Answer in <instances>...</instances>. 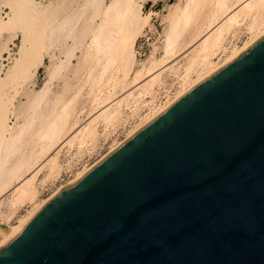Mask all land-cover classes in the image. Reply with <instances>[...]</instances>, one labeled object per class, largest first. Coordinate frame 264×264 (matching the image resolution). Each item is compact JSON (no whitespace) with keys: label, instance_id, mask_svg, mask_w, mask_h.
<instances>
[{"label":"water","instance_id":"water-1","mask_svg":"<svg viewBox=\"0 0 264 264\" xmlns=\"http://www.w3.org/2000/svg\"><path fill=\"white\" fill-rule=\"evenodd\" d=\"M0 264H264V35L51 199Z\"/></svg>","mask_w":264,"mask_h":264},{"label":"bare ground","instance_id":"bare-ground-1","mask_svg":"<svg viewBox=\"0 0 264 264\" xmlns=\"http://www.w3.org/2000/svg\"><path fill=\"white\" fill-rule=\"evenodd\" d=\"M142 8L138 0H0V247L80 175L264 35V0L180 1L165 16L163 54L159 58L153 45L140 62L137 43L159 14ZM244 28L248 38L229 46ZM19 36L13 57L10 47ZM41 68L46 79L37 88ZM111 76L114 93H106L102 86ZM165 78L178 86L157 100ZM129 118L122 140L41 198V187L66 168V154H92L101 137H110L109 127Z\"/></svg>","mask_w":264,"mask_h":264},{"label":"rangeland","instance_id":"rangeland-1","mask_svg":"<svg viewBox=\"0 0 264 264\" xmlns=\"http://www.w3.org/2000/svg\"><path fill=\"white\" fill-rule=\"evenodd\" d=\"M41 2H43L44 4H49L51 3L52 1L54 0H39ZM145 1V0H144ZM144 1H141V0H138V2L142 3L143 4V13L147 14V13H150L151 11H155L157 13H159L158 15H153L152 16V25L154 26V29L151 30L150 28H146L145 30V34L143 35V37H141L137 43V47H136V50H137V60L142 62L146 59L149 58V56L151 55L153 49H154V46L156 47V55L160 58L161 55L163 54V51H162V46H163V41H164V38H165V30H166V27L167 25H169V23L167 22L168 20H165V16L169 13V6L172 5V4H175V3H179L180 1L183 3L185 0H156V1H152V0H146V2ZM178 1V2H177ZM6 13H3V16L6 17ZM164 20V21H163ZM245 28L240 32V34L237 36V38H233L230 39L229 42H232L229 43L228 45L231 46L233 44V42L240 46L242 45V43L244 42V40H246L248 38V34L247 32H245ZM238 37H240L238 39ZM20 40V41H19ZM17 45H16V44ZM19 44L21 45V37H17V39L15 40L14 42V45L12 44L10 49H11V55H13V57L15 55L18 54V51H19ZM231 44V45H230ZM16 45V46H15ZM154 45V46H153ZM18 50V51H17ZM17 53V54H16ZM9 55V54H8ZM8 55L6 54L5 55V59L7 60L8 59ZM79 55V54H78ZM183 56L179 57L177 60H180ZM4 59V60H5ZM176 60V61H177ZM49 61V59L47 58L46 59V62ZM175 61V62H176ZM3 62V61H2ZM8 62L9 61H4V65L8 66ZM77 63L76 61H74V64ZM174 63V62H173ZM172 63V64H173ZM113 75H117L116 73H114ZM112 75V76H113ZM111 76V79L109 80L110 77L107 78V83H105L102 87L103 88V91H105L106 93H109L110 91H112L114 93V91L111 89L112 86H110V83L111 85L113 84V80L115 78V80L117 79L118 75L115 77ZM45 79H46V72H45V68H41L39 70V73H38V78H37V88L42 86L43 83L45 82ZM172 78H165V81H164V85H160L159 87H157V90H159V92H156V95H157V100H162L163 96H165V91H169V92H174L173 90L175 89V84H177L178 86V82L176 80L175 81H172L171 80ZM112 80V81H111ZM111 81V82H109ZM170 81V82H169ZM115 82V81H114ZM174 84H173V83ZM108 84V85H106ZM167 84V85H166ZM172 84V85H171ZM106 85V87H105ZM111 87V88H110ZM164 87V88H163ZM171 87V88H170ZM108 88V89H107ZM90 91L89 87H87L85 89V92H84V96L81 97V99H83V101L85 102L84 98L87 99L86 97L88 96L87 95V92ZM108 90V91H107ZM110 90V91H109ZM163 90V91H161ZM161 94V95H160ZM164 94V95H163ZM84 97V98H83ZM119 97H122V94H116L114 95V99H117ZM19 99V98H18ZM18 101V100H17ZM16 101V102H17ZM81 103L82 100H81ZM130 113V111L128 110L127 114ZM99 113H96V114H92L91 116H88L89 118H85V122H88L89 120L93 119L94 117H96ZM87 120V121H86ZM15 120L13 119L12 123L14 122ZM129 122V123H128ZM127 123H125L124 125H118L116 127H109V131H110V137L107 138L105 141H104V137L100 140V147L98 149L95 150V152H93L92 154H84L83 156L81 157H77L75 156V153L76 151L74 149H72L68 154H66L67 158H68V161L67 162H64L63 165H64V168H66L63 170V172L61 173L62 175H60L59 178H56V180L54 179H50L48 180L45 184V187L44 185L41 187L40 191H41V196L43 195V197L41 198H45L47 197L49 194H51L55 188H57V186L59 187V185H62L64 184L65 182L69 181L74 175V170L75 168H81L82 166L84 165H90V164H93L94 162H96L99 158H101V156L103 154H105L109 147L110 144L113 143V141H120L123 139V137L125 136V133H126V130L129 129V127L132 125L133 123V119L130 120L129 118V121ZM79 127V126H78ZM77 127V128H78ZM103 129V127L101 128ZM125 131V132H124ZM109 142V143H108ZM111 142V143H110ZM75 151V152H74ZM74 156V157H73ZM78 158V159H77ZM73 159V160H72ZM71 165V166H70ZM73 165V166H72ZM69 168H68V167ZM69 169V170H68ZM71 170V171H70ZM65 171V172H64ZM73 175H72V174ZM44 187V188H43ZM25 210V208L23 209ZM22 209L19 211V212H22L23 211ZM21 214H24L23 212Z\"/></svg>","mask_w":264,"mask_h":264}]
</instances>
